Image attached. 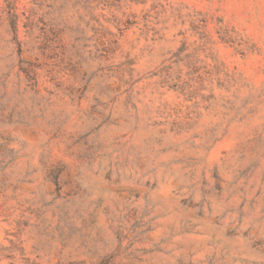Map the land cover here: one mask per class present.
<instances>
[{
	"label": "rangeland",
	"instance_id": "374dc122",
	"mask_svg": "<svg viewBox=\"0 0 264 264\" xmlns=\"http://www.w3.org/2000/svg\"><path fill=\"white\" fill-rule=\"evenodd\" d=\"M0 264H264V0H0Z\"/></svg>",
	"mask_w": 264,
	"mask_h": 264
}]
</instances>
